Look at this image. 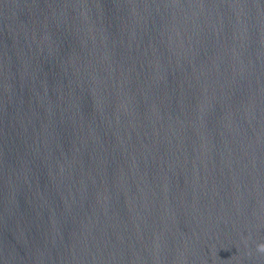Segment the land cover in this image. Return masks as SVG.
Instances as JSON below:
<instances>
[{"label": "water", "instance_id": "water-1", "mask_svg": "<svg viewBox=\"0 0 264 264\" xmlns=\"http://www.w3.org/2000/svg\"><path fill=\"white\" fill-rule=\"evenodd\" d=\"M264 0H0V264H264Z\"/></svg>", "mask_w": 264, "mask_h": 264}, {"label": "clouds", "instance_id": "clouds-1", "mask_svg": "<svg viewBox=\"0 0 264 264\" xmlns=\"http://www.w3.org/2000/svg\"><path fill=\"white\" fill-rule=\"evenodd\" d=\"M259 250L264 251V244L259 245Z\"/></svg>", "mask_w": 264, "mask_h": 264}]
</instances>
